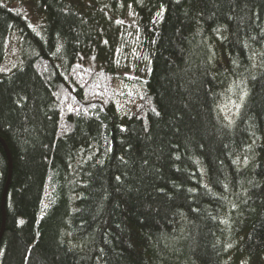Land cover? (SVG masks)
I'll list each match as a JSON object with an SVG mask.
<instances>
[{"label":"trees","instance_id":"obj_1","mask_svg":"<svg viewBox=\"0 0 264 264\" xmlns=\"http://www.w3.org/2000/svg\"><path fill=\"white\" fill-rule=\"evenodd\" d=\"M127 9L149 65L119 108ZM12 34L0 264H261L264 0H0V65Z\"/></svg>","mask_w":264,"mask_h":264},{"label":"rangeland","instance_id":"obj_2","mask_svg":"<svg viewBox=\"0 0 264 264\" xmlns=\"http://www.w3.org/2000/svg\"><path fill=\"white\" fill-rule=\"evenodd\" d=\"M15 6L19 8L18 10L23 14V16L31 22V25L35 27V24L38 22V19H36L38 15L34 11L32 5L27 3H17ZM31 18L34 21H32ZM124 25L127 32L126 34L129 35V37H125L127 43L125 44L124 48L117 53L115 58V68L118 78L121 79L117 84L115 93L117 96V106L119 108H130L134 107V105L137 104V102H135V98L133 100V98L131 97H139L138 94L142 90V86L146 81L149 63L147 56H145L143 53H139L137 50L136 36L138 33V26L136 18L130 9H127L126 11ZM84 61L87 62L83 63L85 65H89L91 63L90 59H86ZM19 64V40L17 35L12 34L6 44L4 59L0 65V72L9 73L16 67H18ZM93 64L94 63H91V66H93ZM127 81H131L132 83H128ZM244 96L245 90L240 89L238 95L232 94V97H228V99H226L225 103L221 107V112L228 122H232L235 118ZM247 261L248 260H246L245 262L246 264H253L252 262ZM261 264H264V259L261 260Z\"/></svg>","mask_w":264,"mask_h":264},{"label":"snow or ice","instance_id":"obj_3","mask_svg":"<svg viewBox=\"0 0 264 264\" xmlns=\"http://www.w3.org/2000/svg\"><path fill=\"white\" fill-rule=\"evenodd\" d=\"M157 115H158V113H157ZM117 179H119V178H117Z\"/></svg>","mask_w":264,"mask_h":264}]
</instances>
